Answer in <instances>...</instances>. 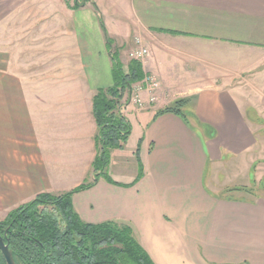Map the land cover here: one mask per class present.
<instances>
[{"label": "crops", "instance_id": "0c3cea01", "mask_svg": "<svg viewBox=\"0 0 264 264\" xmlns=\"http://www.w3.org/2000/svg\"><path fill=\"white\" fill-rule=\"evenodd\" d=\"M91 1L0 0V216L39 193L70 191L99 172L93 168L92 103L98 89L113 83V50ZM126 3L132 17H123L126 32L115 47L126 66L120 52L132 33L152 45L142 67L158 79L157 100L148 103L143 91L142 107L127 106L131 132L123 148L110 152L111 181L99 175L94 185L73 193L74 211L88 223L130 225L155 264H264V194L229 197L231 188L215 176L228 150L244 154L246 175L258 184L264 180V60L247 91L227 86L226 79L225 85H204L202 55L187 64L162 48L207 40L262 52L264 0ZM234 68L232 74L246 73L252 61ZM232 91L240 104L225 99ZM179 98H188L183 109L200 123L211 124L207 140L186 117L157 114ZM214 107L223 121L206 114ZM247 184L235 188L249 193ZM214 186L218 193L209 189Z\"/></svg>", "mask_w": 264, "mask_h": 264}, {"label": "trees", "instance_id": "16d2710c", "mask_svg": "<svg viewBox=\"0 0 264 264\" xmlns=\"http://www.w3.org/2000/svg\"><path fill=\"white\" fill-rule=\"evenodd\" d=\"M75 1L74 6L78 5ZM91 4L99 12L96 3ZM100 24L110 48L111 41L101 18ZM111 74L112 85L98 89L92 103L97 125L93 168L99 172L70 191L57 195L39 193L0 220V235L9 243L16 264H155L134 237L130 225L115 221L85 222L71 205L72 194L94 185L99 175L111 181L106 175L110 152L123 148L131 132L130 121L118 107L122 100L128 99L131 85L144 78L142 63L130 59L124 66L118 51H113ZM187 101L188 98H179L157 114L173 112L186 117L182 108ZM0 264H6L1 251Z\"/></svg>", "mask_w": 264, "mask_h": 264}, {"label": "rangeland", "instance_id": "374dc122", "mask_svg": "<svg viewBox=\"0 0 264 264\" xmlns=\"http://www.w3.org/2000/svg\"><path fill=\"white\" fill-rule=\"evenodd\" d=\"M69 2H74V0H68ZM77 1V0H76ZM100 12V18L103 22L105 32L110 38L111 41V48L113 51H116L117 48L115 46L117 43L118 36L120 37L123 35L125 31V21L123 20V17H132L130 15V12L127 8V0H93ZM126 32V31H125ZM135 37L139 38L144 46H148L147 48L151 49L152 51V45L149 44L148 40L141 35H134L133 33L130 35L129 38L124 40L123 48L121 50V56L125 62H128L130 60L129 53L131 50L135 47ZM158 45H161L159 40H155ZM146 44V45H145ZM162 47V46H160ZM164 50L168 52L169 56H176L177 54L182 57V60H187V64H190L192 61L195 60L196 56L202 55L203 58V69H202V76H203V83L204 85H213V83H223L226 79L227 86H235L238 85L241 88L249 91L251 89V86L256 83V77L254 74V69L258 68L256 67L258 61L264 60V51L262 52H249L246 51V49L234 46L230 44H223L218 42H212L207 40H195L191 43L184 42H173L172 44H169L167 46L162 47ZM189 51V52H188ZM198 55H197V53ZM148 58V57H147ZM146 58V59H147ZM162 58V57H161ZM252 61V68L246 70V73H238L237 76L235 74H232L231 68L237 67L240 64H244L245 61ZM190 61V62H189ZM189 62V63H188ZM165 63H169V65H172L173 63L171 61L166 60ZM170 68V67H169ZM188 69H191L192 66L189 65L187 67ZM260 68V67H259ZM235 69V68H234ZM191 71V70H189ZM252 71V72H251ZM195 73V71H194ZM235 75L237 78L234 80L231 79L232 76ZM197 76H199V73H197ZM251 77L253 81L249 79ZM199 78V77H198ZM221 80H218V79ZM249 79V80H247ZM232 82H231V81ZM225 82L221 85H225ZM225 99L228 101L235 102V104H240L238 101L240 100V96L232 91L231 93H226ZM230 104V102H228ZM183 113L185 114L187 120L189 122H194L198 125L199 130L203 134L204 139H208V137H211V134L208 133V127L206 123H200V121L194 116L192 112H189V110H185V108H182ZM213 114L211 112H207L206 114L213 119V121H223L220 116V109L218 107H214V110H212ZM249 115L251 117H254L252 112H249ZM127 116L131 118V120L134 122V117L127 112ZM224 123V122H223ZM214 130V128H213ZM246 157H244V154L242 152H236L234 156L228 152V150H224L221 154V164H219L216 167V174L215 176L218 177V181L221 184H228L231 189L225 191L229 197H251V196H258L261 194H264V180L261 182V184L256 182L254 179L250 178L248 175H246L245 170L247 168L248 160H244ZM210 162L208 164V167L205 171V185L207 187H210L209 185H212V181L209 177L210 174ZM248 183L247 185L250 187L249 193H240L238 190H236L237 186H239V183ZM220 184H217V186ZM217 186H214L215 188H209L212 191H220L217 190ZM219 187V186H218ZM221 187V186H220ZM236 187V188H235ZM223 190V188L221 189ZM224 192H220L218 195H225ZM6 216V215H5ZM5 216H0V220H2Z\"/></svg>", "mask_w": 264, "mask_h": 264}, {"label": "built area", "instance_id": "2783aa9c", "mask_svg": "<svg viewBox=\"0 0 264 264\" xmlns=\"http://www.w3.org/2000/svg\"><path fill=\"white\" fill-rule=\"evenodd\" d=\"M149 54V49L142 44L139 38H135V47L129 53L130 59L144 63ZM158 86L159 82L156 76H154L153 74H145L144 78L141 81H138L131 85L128 99L122 100L119 104V112L125 115L126 108L130 104L139 108L142 107L145 103V100L142 96L143 91H146L148 94V103L156 102V91L158 89Z\"/></svg>", "mask_w": 264, "mask_h": 264}, {"label": "water", "instance_id": "95a60500", "mask_svg": "<svg viewBox=\"0 0 264 264\" xmlns=\"http://www.w3.org/2000/svg\"><path fill=\"white\" fill-rule=\"evenodd\" d=\"M0 251L6 261V264H16L9 247V243L0 235Z\"/></svg>", "mask_w": 264, "mask_h": 264}]
</instances>
